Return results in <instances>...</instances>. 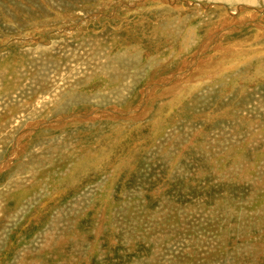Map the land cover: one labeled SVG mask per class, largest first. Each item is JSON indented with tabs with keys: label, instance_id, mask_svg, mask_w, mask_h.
<instances>
[{
	"label": "rangeland",
	"instance_id": "1",
	"mask_svg": "<svg viewBox=\"0 0 264 264\" xmlns=\"http://www.w3.org/2000/svg\"><path fill=\"white\" fill-rule=\"evenodd\" d=\"M0 264H264V0H0Z\"/></svg>",
	"mask_w": 264,
	"mask_h": 264
}]
</instances>
